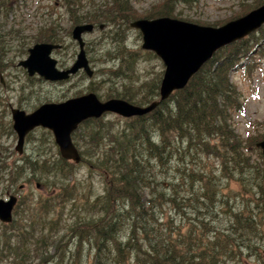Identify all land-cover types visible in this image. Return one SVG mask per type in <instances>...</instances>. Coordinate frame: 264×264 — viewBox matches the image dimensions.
Masks as SVG:
<instances>
[{"label": "trees", "instance_id": "16d2710c", "mask_svg": "<svg viewBox=\"0 0 264 264\" xmlns=\"http://www.w3.org/2000/svg\"><path fill=\"white\" fill-rule=\"evenodd\" d=\"M263 4L264 0H258L241 5L242 12L234 17ZM123 10L130 12L126 6ZM162 13L171 16L167 10ZM84 22L77 20L74 25ZM53 30L49 26L38 32V41L57 44ZM262 62L264 24L217 50L183 89L151 112L125 118L120 130L97 124L99 118L84 121L93 128L86 136L87 149L80 152L81 162L86 158L92 166L91 177L100 176L107 185L105 194L88 207L95 214L83 217L86 222H80L75 235L71 234L80 243L87 239L91 264H251V258L260 257L264 156L255 144L264 139V120L258 125L263 128L260 134L242 138L235 132L232 117L242 113L244 104L232 77L238 71L252 75ZM159 86H149V94L158 97ZM117 96L130 103L137 100L132 94ZM139 103L133 104L143 106ZM4 161L0 168L12 166ZM67 162L60 158L31 163L30 170L51 181L50 195L58 197L22 206L21 219L5 226L16 241L11 234L5 235L0 264L51 260L47 251L57 249L61 238L47 243L45 237L56 234L55 223H44L50 234L41 235L43 225L31 218L37 213L48 217L52 209L63 210L67 201L75 202L78 191L76 183L71 184ZM14 172L11 185L26 172L24 164L14 166ZM180 213L181 218L173 221L172 216ZM75 253L77 260L72 258V264H82V253Z\"/></svg>", "mask_w": 264, "mask_h": 264}, {"label": "rangeland", "instance_id": "374dc122", "mask_svg": "<svg viewBox=\"0 0 264 264\" xmlns=\"http://www.w3.org/2000/svg\"><path fill=\"white\" fill-rule=\"evenodd\" d=\"M67 1L72 4L68 5ZM165 1L167 4L164 5ZM256 2L258 0H1L0 75L3 84L0 83V99H6L12 107L20 105L26 113L35 111L44 103H60L87 93H94L100 101L122 99V96L117 95L132 94L142 101L140 104L133 100L131 104L137 102L143 106L148 105L159 98L149 94V86L157 83L160 85L164 65L153 52L142 49L141 32L131 27V23L139 19L164 17L162 12L167 10L171 14L167 17L170 18L200 26L219 27L239 18L234 16L242 12L241 5H253ZM125 6L130 12H124ZM107 13L110 15L105 17ZM77 20L86 21L84 24H92L94 27L91 32L83 34L85 52L93 76L89 78L79 71L67 81L59 83L45 81L37 75L29 77L18 63L28 57V49L34 44L45 42V39L38 41V32L49 26L53 27L52 35L58 40L57 44L61 45L59 49L52 51L51 57L57 61L58 68H68L72 65L78 48L71 38L70 31L77 25H74ZM232 81L240 91L244 104L242 113L232 117L235 132L242 138L260 134L263 128L258 125L264 120V62L252 75H245L242 71L234 72ZM9 119L8 114L0 116V127L4 131H8ZM98 120L101 123L97 124H102L108 129L112 127L116 131L124 126L126 119L106 113ZM92 125L87 121L83 122L71 134L72 142L79 153L87 149L86 136H89ZM15 143L16 137L10 131H0V165L3 160L4 163L12 164L11 167L0 168V199H6L7 192L17 196L18 201L12 218L19 221L22 206L24 208L28 203L35 204L47 198L58 197L53 198L52 194L50 195L51 181H43L35 170H30L31 163L38 159L54 162L61 157L51 131L45 128H35L27 136L19 160L12 151ZM85 160L77 165L67 162L70 165L71 184L75 182L77 186L78 195L75 202L67 201L63 210L52 209L48 217L41 218L43 213H37L31 218V222L39 223V226L55 223V235L46 232V225L40 229L43 231L41 235L50 234V239L45 237L47 243H54L61 238L57 249L50 248L47 251V257H51V260L45 264H72V258L77 260L75 251L82 253V264L92 262L87 239H81L80 243L72 235H75L80 222H86L83 217L95 214L96 211L88 207L94 205L91 202L105 194L107 185L100 176L91 177L92 166ZM22 161L26 172L16 184L11 185L9 179L13 175L14 166L21 165ZM23 184L26 186L18 191L17 187ZM69 197L67 196V199ZM54 203L55 201H52L50 204ZM181 216V213L173 215V221H178ZM5 226L0 223V247L5 235H14V232H9ZM71 230L73 231L68 232ZM38 235L39 233L31 240L34 241ZM13 241H16L14 236ZM65 252L67 254L62 256ZM69 253L73 254L68 255ZM260 253V257L257 255L251 258V264H264V248Z\"/></svg>", "mask_w": 264, "mask_h": 264}, {"label": "water", "instance_id": "95a60500", "mask_svg": "<svg viewBox=\"0 0 264 264\" xmlns=\"http://www.w3.org/2000/svg\"><path fill=\"white\" fill-rule=\"evenodd\" d=\"M264 24V4L249 13L231 20L220 27L200 26L169 17L140 19L131 23L142 35V49L153 52L163 63L164 73L159 86V100L139 107L122 99L100 101L94 93L71 98L60 103H46L35 111L25 114L13 110V129L17 135L16 149H21L26 134L37 127L51 131L60 157L78 164L81 156L72 142L71 134L78 125L88 119H98L103 114L113 113L124 118L141 116L151 112L174 92L183 89L191 77L211 59L213 54L233 42L245 38ZM93 30V25H76L71 38L78 52L73 64L66 70L56 66L51 57L58 44L37 43L28 49V57L18 63L28 76L49 82H64L82 71L93 76L85 52L83 34ZM264 156V139L255 144ZM17 198L9 195L0 199V222L9 223Z\"/></svg>", "mask_w": 264, "mask_h": 264}, {"label": "flooded vegetation", "instance_id": "af4514ba", "mask_svg": "<svg viewBox=\"0 0 264 264\" xmlns=\"http://www.w3.org/2000/svg\"><path fill=\"white\" fill-rule=\"evenodd\" d=\"M73 64V63H72ZM69 68V67H68ZM68 68H59V69H61V70H66V69H68ZM2 79V75H0V80ZM0 83L1 84H3V81L1 80L0 81ZM13 110H19V111H23L22 110V108H21V106L20 105H18L17 107H12V105L10 104V103H8V102H6V99H0V116L2 117V116H6L7 114H8V119H9V125L7 126L8 127V131L7 130H3L1 127H0V131L1 132H3V133H7V132H11V134L12 135H14V137H16V140H17V135H16V133H15V131H14V129H13V118H12V112H13ZM24 112V111H23ZM32 113V112H31ZM25 114H29V113H26L25 112ZM34 130V129H33ZM32 130V131H33ZM31 131V132H32ZM31 132H29L28 134H26V136L24 137V142H23V146H22V149H21V153H19L18 151H17V149H16V143H15V146L13 147V152H14V154H16V158H18L17 160H19L20 158L19 157H21L22 156V154H23V149L25 148V143H26V138H27V136L31 133ZM22 163H23V161H22ZM24 164V163H23ZM26 185L25 184H23V185H20V187H19V190H21V189H23L24 187H25ZM10 194H13L12 192L11 193H6V196L8 197ZM7 197H6V199H7ZM17 205V204H16ZM15 205V206H16ZM13 221V218L11 219V221L9 222V223H1V224H4V225H8V224H10L11 222Z\"/></svg>", "mask_w": 264, "mask_h": 264}]
</instances>
